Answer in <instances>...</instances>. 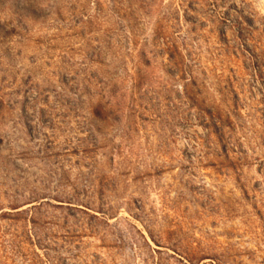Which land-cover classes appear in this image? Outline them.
Instances as JSON below:
<instances>
[{
    "label": "rangeland",
    "instance_id": "rangeland-1",
    "mask_svg": "<svg viewBox=\"0 0 264 264\" xmlns=\"http://www.w3.org/2000/svg\"><path fill=\"white\" fill-rule=\"evenodd\" d=\"M0 264H264V0H0Z\"/></svg>",
    "mask_w": 264,
    "mask_h": 264
}]
</instances>
